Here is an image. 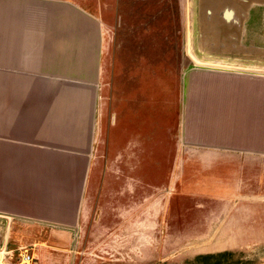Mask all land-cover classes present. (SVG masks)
Here are the masks:
<instances>
[{"label": "crops", "instance_id": "obj_1", "mask_svg": "<svg viewBox=\"0 0 264 264\" xmlns=\"http://www.w3.org/2000/svg\"><path fill=\"white\" fill-rule=\"evenodd\" d=\"M234 5L236 40L221 48L200 44L199 56L222 63L201 61L172 91L141 69L132 79L110 64L98 0L94 7L83 0H0L3 256L13 261L23 248L36 260V249L24 247L26 233L56 228L65 240L61 234L80 225L86 200L116 159L159 178L174 169L204 170L221 192L222 170L264 169V71L228 66L249 57L264 66L260 39L246 35L249 25H264V0ZM68 36L80 45H52ZM216 194L210 199L222 200ZM41 239V264H61Z\"/></svg>", "mask_w": 264, "mask_h": 264}, {"label": "rangeland", "instance_id": "obj_2", "mask_svg": "<svg viewBox=\"0 0 264 264\" xmlns=\"http://www.w3.org/2000/svg\"><path fill=\"white\" fill-rule=\"evenodd\" d=\"M96 1L83 3L94 7ZM210 2L98 0L110 37V64L121 70V77L124 71L131 77L141 69L174 91L201 61L222 63V57L199 56ZM224 27V36L234 33L232 26L229 32ZM247 29V39L259 38L264 46V25ZM79 41L68 36L52 45L74 49ZM247 59L228 66L263 73V65ZM129 164L123 167L122 159H116L109 170L102 169L107 179L86 200L80 225L61 234L65 240L56 238V228L26 233L30 241L24 247L36 249L34 264H41L40 237L42 248L51 259L62 257L61 264H264V169L222 170L221 192L206 181L204 170L174 169L159 178ZM218 192L222 200L210 199ZM52 241L62 242L65 249H54L58 245ZM24 250L13 261L4 255L0 264H18Z\"/></svg>", "mask_w": 264, "mask_h": 264}, {"label": "bare ground", "instance_id": "obj_3", "mask_svg": "<svg viewBox=\"0 0 264 264\" xmlns=\"http://www.w3.org/2000/svg\"><path fill=\"white\" fill-rule=\"evenodd\" d=\"M210 1H211L210 4L213 3L212 8H209L204 16L205 17L204 39L209 44L212 43L210 45L211 47L221 48L222 43L223 44L228 43V41L233 42L234 41L233 39H235L234 33L227 34L226 36H224L222 30L223 26H225L224 30L227 31V29L231 28L232 24L235 23L239 18L236 10V5L234 4H236V1L240 4H245L248 0H210ZM210 27L211 30L209 31ZM2 257L3 255L0 253V263L2 262Z\"/></svg>", "mask_w": 264, "mask_h": 264}, {"label": "built area", "instance_id": "obj_4", "mask_svg": "<svg viewBox=\"0 0 264 264\" xmlns=\"http://www.w3.org/2000/svg\"><path fill=\"white\" fill-rule=\"evenodd\" d=\"M35 259L32 254L29 253L28 250H24L21 255V261L18 264H34Z\"/></svg>", "mask_w": 264, "mask_h": 264}, {"label": "water", "instance_id": "obj_5", "mask_svg": "<svg viewBox=\"0 0 264 264\" xmlns=\"http://www.w3.org/2000/svg\"><path fill=\"white\" fill-rule=\"evenodd\" d=\"M245 14H246L245 12L242 13V19L245 17ZM237 26H238L239 28H241V26H242V25H241V22H239ZM202 30H204V29L202 28ZM203 39H204V35H203ZM243 49H244V48H243ZM244 50H245V49H244Z\"/></svg>", "mask_w": 264, "mask_h": 264}]
</instances>
